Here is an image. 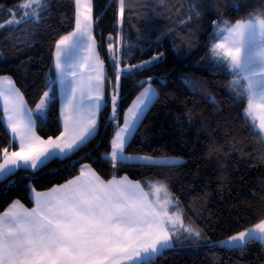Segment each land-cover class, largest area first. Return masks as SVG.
I'll use <instances>...</instances> for the list:
<instances>
[{
    "label": "trees",
    "instance_id": "16d2710c",
    "mask_svg": "<svg viewBox=\"0 0 264 264\" xmlns=\"http://www.w3.org/2000/svg\"><path fill=\"white\" fill-rule=\"evenodd\" d=\"M25 1L0 0V24L4 25L0 27V77L14 79L34 112L46 86L55 90L56 101L37 129L45 138L56 137L62 123L58 82L54 83L55 44L75 28V0H44L36 16L7 24ZM217 3L222 12L212 10L213 0H125L121 16L120 0H93L95 35L106 66V100L116 84L109 37L122 68L159 59L127 78L121 76L117 122L109 119V102L100 113L98 132L74 154L38 170L18 169L1 180L0 214L16 200L32 206L33 190L62 184L90 164L107 180L128 176L166 182L186 221L200 230L204 241L190 238L153 264H264V243L257 238L243 246H220L264 219V161L260 159L264 137L248 118L247 97L237 95L231 72L211 62L214 22H237L251 10L264 9V0ZM144 78L153 79L159 95L125 152L183 161L152 167L122 161L113 168L110 141L117 123L123 125L128 107L147 85L141 84ZM210 146L219 150L208 157ZM5 147L12 149L16 144L3 119L0 149Z\"/></svg>",
    "mask_w": 264,
    "mask_h": 264
},
{
    "label": "snow or ice",
    "instance_id": "6c2138e0",
    "mask_svg": "<svg viewBox=\"0 0 264 264\" xmlns=\"http://www.w3.org/2000/svg\"><path fill=\"white\" fill-rule=\"evenodd\" d=\"M41 0L21 3V9H33L26 15H36ZM125 0H120L119 11L124 12ZM11 15V10H9ZM10 20L9 24H19ZM227 32L225 42L216 44L213 56L223 59L235 72L243 67L242 46L249 25L223 22ZM0 27H4L0 24ZM92 0H75V31L62 36L55 44V82L60 86L63 131L55 138H41L35 131L36 120L22 94L10 78H0V99L3 100V116L7 128L19 142L18 150L0 149V175L12 169L38 170L52 160H63L74 154L97 131V115L103 106L111 104L110 120H119L120 80L124 75L145 69L159 57L143 64L121 67L120 57L113 49L109 37L108 51L116 84L112 86L109 100L104 98V63L96 51L93 38ZM175 47V46H174ZM217 50H223L218 56ZM127 55V53H126ZM264 58V53H261ZM235 75V74H234ZM233 84L241 79L244 87L237 95L247 97V115L261 134H264V71L241 72L235 75ZM144 82L142 81L141 84ZM7 85L4 87L3 85ZM35 105L36 117L45 120L46 109L56 101L55 90L46 86ZM154 90L149 85L135 98L123 117V126L110 141V160L113 168L117 162L138 159L145 167L158 166L167 161L151 156L134 158L125 155L131 137L138 130V122L144 109L153 99ZM153 182L146 187L141 182H132L127 176L122 179L103 180L85 164L79 175L51 190L35 193V207L31 210L19 201L14 202L0 214V264H153L165 251L173 249L174 240L180 235L199 238L200 231L192 224H185L178 199L173 195L160 201L153 196ZM95 199L99 211L89 213L86 201ZM174 205V206H173ZM79 222L88 221L89 227L80 231ZM73 237L71 257L60 251V239L65 233ZM258 233L264 243V219L253 228L229 237L220 246L237 242L246 245L255 241Z\"/></svg>",
    "mask_w": 264,
    "mask_h": 264
},
{
    "label": "rangeland",
    "instance_id": "374dc122",
    "mask_svg": "<svg viewBox=\"0 0 264 264\" xmlns=\"http://www.w3.org/2000/svg\"><path fill=\"white\" fill-rule=\"evenodd\" d=\"M26 1L28 2V0H26ZM43 1L44 0H41V5H42ZM32 11H33V9H28L29 13H31ZM199 12H200V10L197 11V14ZM224 21L225 20H222L219 22H214V29H213V35H212V46H211V57H212L211 62H212V64L213 65H222V66L226 67L231 72L234 80L236 79L235 75H239L241 72H250V71L261 72V71H264V58L261 57V53H264V31H261L255 24L249 25V27L247 28L245 35H244L243 46H242V56H243V67H242V69H238L235 72H232L223 59H217L216 57L213 56L212 49L214 48V46L216 44L225 42V38L227 37V32L222 30L224 27V25H223ZM228 21H229L230 25H235V23H236V22H233L231 20H228ZM121 40H122V38L120 39V43H121ZM118 51L120 52V50H118ZM217 55L222 56L223 50H217ZM119 57H120V55H119ZM156 57H158V56H156ZM148 61H150V60H148ZM241 81H243V80L241 79L238 83H241ZM149 85L154 90V95H153V99L149 102L148 106L144 109L143 114L140 117L141 118L140 121L145 116L146 112L148 111L150 106L153 104V102L155 101V99L159 95L158 87L152 83L147 84L145 87H148ZM244 85H245V83H244ZM120 93H121V87H120ZM140 121L138 122V125H139ZM258 123H259V121L257 120L256 123L255 124L253 123V124L256 126V125H258ZM143 156H145V155H143ZM151 157L153 159H156V160L167 161V163H162V164H178V163L183 161V158L175 157V156H165V157L151 156ZM195 229L200 231L197 227H195ZM253 236H255L257 239L260 240L258 233H253ZM193 239L198 240V241H204L202 234L199 238H193ZM250 239H251V237L249 238V240ZM236 245L243 246V245H240L238 242L236 244L229 245V246H236Z\"/></svg>",
    "mask_w": 264,
    "mask_h": 264
},
{
    "label": "crops",
    "instance_id": "0c3cea01",
    "mask_svg": "<svg viewBox=\"0 0 264 264\" xmlns=\"http://www.w3.org/2000/svg\"><path fill=\"white\" fill-rule=\"evenodd\" d=\"M25 2H27V1H25ZM41 6V5H40ZM38 10H39V8L38 9H36V12H37V14H38ZM26 13H29L28 12V9H21L20 7L17 9V10H14L13 11V17L10 19V20H13V19H15V20H18V21H23V20H25V19H27V18H30V17H32V16H36V15H26ZM92 16H93V29H92V32H93V38H94V40L96 41V51H97V53H98V55L100 56V58H101V60L103 61V63H104V60H103V58H102V55H101V53H100V49H99V46H98V41H97V38H96V35H95V20H94V8H93V0H92ZM9 20V21H10ZM9 21L7 22V24H9ZM9 25H17V24H9ZM73 31H75V28H74V30H72L71 32H73ZM70 32V33H71ZM70 33H68V34H66V35H69ZM65 36V35H64ZM104 69H105V85H104V98H105V100H106V66H105V63H104ZM4 77H7V78H10L11 80H12V82H13V85H14V87L16 88V89H18L19 90V92L22 94V96H23V98H24V101H25V103L27 104V106H28V108H30L31 109V107H30V105L28 104V101H27V99H26V97H25V95L23 94V92L20 90V88L17 86V84H16V82L14 81V79L12 78V77H10V76H1L0 78H4ZM234 80V79H233ZM244 83H246V82H244V81H241V83H237V84H233L234 85V88L237 90V89H241V88H243L244 87ZM4 87H7V85L5 84V85H3ZM58 89H59V98H60V86H59V83H58ZM0 105H1V107H2V109H3V100L2 99H0ZM104 107V106H103ZM103 107L101 108V111H102V109H103ZM32 110V109H31ZM33 111V110H32ZM60 111H61V100H60ZM101 111L98 113V115H97V131H96V133L98 132V129H99V121H100V113H101ZM33 114H34V119L36 120V126H35V131H36V133H37V135H39V136H41L40 134H39V132H38V129H37V126H38V122L39 121H46L47 120V114H48V109H46V119L45 120H41V119H39V118H37L36 117V114H35V112L33 111ZM248 116V115H247ZM248 118L250 119V121H251V118L248 116ZM141 119V118H140ZM140 121V120H139ZM252 122V121H251ZM4 123H5V125H6V118L4 119ZM61 123H62V131H63V120H62V117H61ZM123 126V125H122ZM256 127V126H255ZM6 128H7V125H6ZM257 128V127H256ZM258 129V128H257ZM7 130H8V132H9V134H10V136H11V138H12V140L15 142V144H16V147L15 148H12V149H9L10 151H13V150H18V147H19V142L17 141V140H15V138L12 136V134H11V130L10 129H8L7 128ZM259 130V129H258ZM95 133V134H96ZM263 135V137H264V134H262ZM95 136V135H94ZM41 138H43V139H47V138H45V137H43V136H41ZM52 138H55V137H52ZM125 155L126 156H132V157H134V158H137V157H140V155H135V154H127L126 152H125ZM109 157H110V154H109ZM0 162H3V160H1ZM128 162H141V161H139L138 159H133V160H131V161H128ZM85 165V164H84ZM83 165V166H84ZM87 165H89L91 168H92V170H94L103 180H105V181H108V180H110V179H104L97 171H96V169L92 166V165H90V164H87ZM82 166V167H83ZM81 167V168H82ZM18 169H12L10 172H8V173H5V174H3V175H0V181L1 180H3L4 178H6L7 176H9V175H11L12 173H14L15 171H17ZM79 175V174H78ZM77 175V176H78ZM76 177V176H75ZM75 177H73L72 179H74ZM123 177H125V176H120V177H114L115 179H122ZM127 178L130 180V181H132V182H141L142 183V186H144V187H146V190H147V182L148 181H157L156 179H146V180H143V181H140V180H134V179H131L130 177H128L127 176ZM71 180V179H70ZM69 181V180H68ZM68 181H66V182H64V183H67ZM64 183H62V184H64ZM62 184H59V185H56V186H60V185H62ZM53 188V187H52ZM49 190H51V188L50 189H48V190H44V191H38V190H33L32 191V193H31V197H32V200H33V205L32 206H28V205H26L24 202H22V201H20V200H16V201H19L21 204H23L24 205V207H26V208H28L29 210H31L33 207H35V193L36 192H40V193H44V192H47V191H49ZM172 193V192H171ZM172 195H173V198H174V200H176L177 198L174 196V194L172 193ZM16 201H14V202H16ZM13 202V203H14ZM12 203V204H13ZM11 204V205H12ZM10 205V206H11ZM179 205H180V203H179ZM9 206V207H10ZM174 206V205H173ZM8 209V208H7ZM6 209V210H7ZM180 209H181V212H182V217H183V220H184V222H185V224H189L190 222H187L186 221V219H185V215H184V211H183V208L181 207V205H180ZM5 210V211H6ZM253 228V227H252ZM188 240H190V238H187L185 235H180L179 236V239H178V241L177 240H174V244L177 246L178 244H184V243H186ZM228 240V239H227ZM227 240H225V241H227ZM236 246H238V245H236Z\"/></svg>",
    "mask_w": 264,
    "mask_h": 264
},
{
    "label": "clouds",
    "instance_id": "9594fccd",
    "mask_svg": "<svg viewBox=\"0 0 264 264\" xmlns=\"http://www.w3.org/2000/svg\"><path fill=\"white\" fill-rule=\"evenodd\" d=\"M212 10L222 12V9L219 7V4L217 3V0H213ZM225 21L229 23L227 19H225ZM238 22H242L246 25L255 24L261 31H264V9L251 10L248 13H246V15L242 17ZM218 150L219 149L210 146L206 151V156L211 157ZM260 159L264 161V148H262L260 152ZM152 191H153V196L155 198H159L160 201H163L166 198H170L172 195L169 185L161 180L153 181ZM86 204H87V211L89 213H96L97 211H99V204L95 199H91V198L88 199L86 201ZM78 223L81 232H83L85 229L89 227L88 221H84V222L78 221ZM72 239L73 237L71 236V234L66 232L59 241L60 251L67 257H71L73 253V249L71 247Z\"/></svg>",
    "mask_w": 264,
    "mask_h": 264
},
{
    "label": "water",
    "instance_id": "95a60500",
    "mask_svg": "<svg viewBox=\"0 0 264 264\" xmlns=\"http://www.w3.org/2000/svg\"><path fill=\"white\" fill-rule=\"evenodd\" d=\"M142 81L144 82L142 85H146V84L152 83L153 79L152 78H144V79L141 80V82Z\"/></svg>",
    "mask_w": 264,
    "mask_h": 264
}]
</instances>
